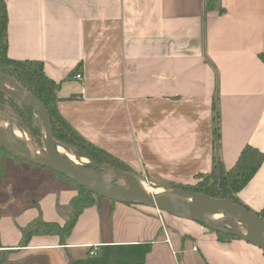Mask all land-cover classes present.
<instances>
[{
    "label": "crops",
    "instance_id": "obj_1",
    "mask_svg": "<svg viewBox=\"0 0 264 264\" xmlns=\"http://www.w3.org/2000/svg\"><path fill=\"white\" fill-rule=\"evenodd\" d=\"M5 2L8 56L41 61L59 83L61 116L134 173L193 185L217 153L229 168L243 146L264 150V0H218L210 10L207 0ZM49 179L55 188L32 190L17 225L40 215L64 224L77 191ZM237 197L263 209L264 163ZM71 229L64 244L49 234L19 247L20 231L14 241L1 233L0 251L35 264H264L247 240L141 204L101 197Z\"/></svg>",
    "mask_w": 264,
    "mask_h": 264
},
{
    "label": "water",
    "instance_id": "obj_2",
    "mask_svg": "<svg viewBox=\"0 0 264 264\" xmlns=\"http://www.w3.org/2000/svg\"><path fill=\"white\" fill-rule=\"evenodd\" d=\"M0 89L12 99L15 98L33 109L41 124L43 146L40 147L24 131L26 138H21L7 127L0 126V145L10 153L53 169L102 198L127 204H141L171 213L184 220L201 223L211 230L247 240L264 251V219L258 213L223 197L167 188L108 163L98 164L89 160L90 164L87 165L81 160L68 159L60 154V148L65 147L73 152L54 139L49 111L37 95L3 72H0ZM123 181L128 182L129 186L122 185ZM230 219L235 226L221 224L222 221Z\"/></svg>",
    "mask_w": 264,
    "mask_h": 264
},
{
    "label": "trees",
    "instance_id": "obj_3",
    "mask_svg": "<svg viewBox=\"0 0 264 264\" xmlns=\"http://www.w3.org/2000/svg\"><path fill=\"white\" fill-rule=\"evenodd\" d=\"M217 4L218 0H207L206 9H214ZM8 22L9 19L7 13V4L5 0H0V72H3L12 80L20 82L27 90H30L33 94L37 95V97L49 111L54 139H56L60 144L62 143L64 146L69 148L73 153H75V155L86 157L90 161H94L98 164L108 163L121 169L123 168L128 172L134 173L130 167L123 163V161L121 162L109 152H105L79 135V133H77V131H75L71 125L67 123L66 120L61 116L57 109V102L59 99L56 93L59 83L47 76L44 70V65L41 61L32 59H11L8 56ZM3 95L7 94L0 89V96ZM8 97L11 100L16 101L22 107L20 110L22 111L23 120L20 122L17 121L18 125H20L25 130L30 139L41 145L43 143L41 140V124H39V120L35 111L26 106L21 101L15 98L12 99L10 96ZM0 110H2L1 107ZM30 118L32 119L31 121L33 124L31 121H29ZM0 152H3L4 156L6 155L5 158L12 156L13 158H18L21 161H25L30 165H35L42 169H50L39 166L33 162H29L21 156L14 155L7 151V149H5L2 145H0ZM263 161L264 150H260L259 148L257 149L251 145H245L243 146V150L239 154L238 158L234 162L235 164L232 167L226 168L224 164L221 163L218 153L214 156L211 172L198 176L207 179V181L211 179L212 182L210 184H208L207 181L204 182L202 179V182L199 180V182L193 185H170L173 188L179 190H187L198 193L202 192L213 197H223L231 200L232 202L241 204L237 197L238 192L241 191L244 186L252 179L254 174L264 163ZM50 170L53 172V175L63 179L77 191V194L72 197L71 201L69 202V210L67 212L68 219L63 225H61L55 221H45L40 215L33 222L27 224L26 226L20 227L22 237L19 241V244L17 245L18 247L25 246L29 239L34 235L49 234L58 235L60 244H64L65 238L70 234L72 230L71 228L75 224L82 210L92 206L96 200L101 199L100 196L88 191L85 187L75 183L65 175H61L53 169ZM111 201L115 202L114 200ZM258 214L262 219H264V207ZM211 231L216 232L220 238H237L232 234L229 235L219 231ZM3 261L4 259L0 260L1 263H3Z\"/></svg>",
    "mask_w": 264,
    "mask_h": 264
},
{
    "label": "rangeland",
    "instance_id": "obj_4",
    "mask_svg": "<svg viewBox=\"0 0 264 264\" xmlns=\"http://www.w3.org/2000/svg\"><path fill=\"white\" fill-rule=\"evenodd\" d=\"M8 96H0V107L2 108V110H0V113L7 119L12 121L14 124L18 125L17 121L20 122L23 120L22 111L20 110V108L22 107L16 101L11 100ZM31 120L32 119L30 118L29 121ZM18 126L25 132V130L20 125ZM25 134L27 135L26 132ZM41 140L43 141V139ZM36 144L39 147L43 146V143L41 145L38 143ZM5 156L3 152H0V235L2 233L3 237L6 240L14 241L16 238V231L14 230L16 229L17 231H20V227H22L20 225H17L16 219L18 218V215L22 213L24 205L25 207L31 206V202L33 201L31 200V191L37 190V192L43 194V192L48 187H51L53 189L55 188V186H53L54 184H52L51 180L49 179L51 176L60 180L62 179L53 175V172L50 169H42L38 166L30 165L25 161H21L18 158H13L12 156H7L8 158H5ZM83 158L88 159L86 157ZM34 170L38 171L34 172ZM39 170L42 172L39 173ZM135 174L144 176L140 172ZM202 179L204 180V182L207 181V179L198 177V180H201V182ZM207 182L208 184H210L212 180L210 179ZM162 186L167 188L172 187L171 185ZM68 210L69 207L64 211V216H66L65 221L68 219ZM5 253L6 251H0V260L6 259ZM0 264H35V258L25 256L19 261L6 259L5 262H0Z\"/></svg>",
    "mask_w": 264,
    "mask_h": 264
},
{
    "label": "bare ground",
    "instance_id": "obj_5",
    "mask_svg": "<svg viewBox=\"0 0 264 264\" xmlns=\"http://www.w3.org/2000/svg\"><path fill=\"white\" fill-rule=\"evenodd\" d=\"M5 119L6 118L0 113V126L7 127V129L10 132L17 134L21 138H26L25 134L23 133V130L18 125L14 124L9 119H6V123H5ZM60 154H62L64 157H66L68 159H71L74 161L81 160L82 162H84L87 165L90 164L89 160H87L83 157H80L79 159H77L78 157L76 158V156L73 153H71L68 149H66L65 147L60 148ZM121 184L126 186V187L129 186V183L125 182V181H123V183H121ZM156 188L160 189V187H156ZM221 224L227 225V226H230V225L235 226V224L233 223V221L231 219L230 220H224L221 222Z\"/></svg>",
    "mask_w": 264,
    "mask_h": 264
},
{
    "label": "built area",
    "instance_id": "obj_6",
    "mask_svg": "<svg viewBox=\"0 0 264 264\" xmlns=\"http://www.w3.org/2000/svg\"><path fill=\"white\" fill-rule=\"evenodd\" d=\"M74 78H78V79H80V78H81V74H80L79 72H78V73H75V74H74ZM95 253H96V249H91V250H89V255H90V256H94Z\"/></svg>",
    "mask_w": 264,
    "mask_h": 264
}]
</instances>
